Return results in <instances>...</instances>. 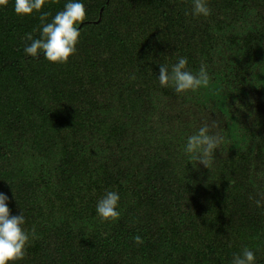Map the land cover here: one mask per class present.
I'll return each instance as SVG.
<instances>
[{
	"label": "trees",
	"instance_id": "1",
	"mask_svg": "<svg viewBox=\"0 0 264 264\" xmlns=\"http://www.w3.org/2000/svg\"><path fill=\"white\" fill-rule=\"evenodd\" d=\"M68 2L0 6V192L30 235L17 264H232L245 247L264 264V0H207V17L192 0H78L76 54L27 56L40 14ZM177 56L209 85L161 86ZM213 121L225 142L208 169L184 149Z\"/></svg>",
	"mask_w": 264,
	"mask_h": 264
},
{
	"label": "clouds",
	"instance_id": "2",
	"mask_svg": "<svg viewBox=\"0 0 264 264\" xmlns=\"http://www.w3.org/2000/svg\"><path fill=\"white\" fill-rule=\"evenodd\" d=\"M8 0H0V6L6 7ZM192 14L199 17L211 15V9L207 0H192ZM46 5V0H15L14 11L18 16H31L41 12ZM187 14V13H186ZM49 13L42 12L39 16V37L35 38L32 33L23 37L26 41L24 52L27 56L37 58L41 54L51 63H67L77 52V45L81 33L78 25L86 18V8L78 0L68 2L62 11H59L49 22ZM186 57L177 56L174 64L169 66L161 64L159 71V83L163 87L171 85L177 94L195 91L201 87H207L210 75L207 65L201 63L198 71L188 69ZM135 79V76L132 77ZM216 121L211 124L205 122L199 129L187 138L185 146L186 154L194 156L198 164L210 169L214 162L217 149L225 142V137L218 129ZM256 205H262L261 200L250 196ZM120 196L117 192L108 191L97 203L96 211L103 221H114L119 218ZM8 197L0 192V264H17L26 256V250L30 243V235L23 227L25 217L23 212L12 215L8 207ZM31 238H36L35 229L32 230ZM135 243H143L142 238L134 237ZM254 252L245 247L233 256L232 264H255Z\"/></svg>",
	"mask_w": 264,
	"mask_h": 264
}]
</instances>
